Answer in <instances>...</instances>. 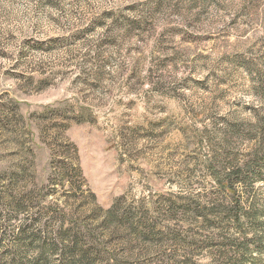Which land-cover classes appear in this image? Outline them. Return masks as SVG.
Returning a JSON list of instances; mask_svg holds the SVG:
<instances>
[{
  "label": "rangeland",
  "instance_id": "1",
  "mask_svg": "<svg viewBox=\"0 0 264 264\" xmlns=\"http://www.w3.org/2000/svg\"><path fill=\"white\" fill-rule=\"evenodd\" d=\"M84 253L264 264V0H0V264Z\"/></svg>",
  "mask_w": 264,
  "mask_h": 264
},
{
  "label": "trees",
  "instance_id": "2",
  "mask_svg": "<svg viewBox=\"0 0 264 264\" xmlns=\"http://www.w3.org/2000/svg\"><path fill=\"white\" fill-rule=\"evenodd\" d=\"M239 172H240V170H239ZM229 185V184H228ZM229 187H231L232 188V185H229ZM75 233H76V235H74L73 234V236L74 237H81V238H86L87 239V241L89 242L88 244L91 246V247H93L92 248V251L95 253V255H96V259L98 258H100V257H103V256H107V253H106V250H105V248H103V246H102V244H100L99 242H98V240H96V238H94L91 234H90V232L88 231V230H86V229H82V228H80L79 226H76V231H75ZM72 236V237H73ZM79 242V241H78ZM260 240L258 241V244L260 245ZM76 248V247H75ZM82 258H81V262H83V263H86V264H90V263H92L93 261H92V259H90L87 255H86V253H84V254H82V256H81ZM86 260H85V259ZM107 263L108 264H111V261H110V259H108L107 260Z\"/></svg>",
  "mask_w": 264,
  "mask_h": 264
}]
</instances>
